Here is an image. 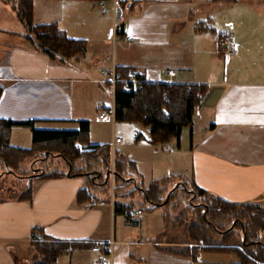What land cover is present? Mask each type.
Segmentation results:
<instances>
[{
    "label": "crops",
    "instance_id": "obj_1",
    "mask_svg": "<svg viewBox=\"0 0 264 264\" xmlns=\"http://www.w3.org/2000/svg\"><path fill=\"white\" fill-rule=\"evenodd\" d=\"M122 1L107 2V17V9L102 12L91 0H33L34 23L56 22L68 37L85 39V52L50 57L24 38L23 30L17 33L14 44L0 50V118L31 119L34 128L54 130L78 129L79 120H88L87 142L101 144L91 138L94 124L108 116L100 117V109L111 104L101 68L132 67L150 82L203 84L191 124L182 127L177 143L167 141L171 151L166 142L150 141L148 125L135 122L143 127L127 142L126 171L144 189L160 182L165 202L177 183L187 181L212 197L264 207V0H125V7ZM223 32L238 43L228 58L218 42ZM125 33L130 40H123ZM113 128L110 117L111 140ZM111 140L108 164L114 170ZM8 142L30 148L31 128L12 125ZM43 154L47 159L48 152ZM59 157L62 167L49 168L62 174L24 176L28 192L0 199V264L30 258L33 227L81 244L50 264H92L93 259L98 264L102 256L112 264L246 263L228 247L235 241L222 242V233H213L219 239L211 243L204 234L184 238V220L171 221V212L184 211V193L179 194L184 189L170 202L147 208L141 189L127 193L132 183L117 189L107 176L108 185L99 186L90 174L69 173L70 163ZM114 201L130 204L133 218L116 212ZM137 207L140 213L134 212ZM104 239L113 240L111 253L90 249Z\"/></svg>",
    "mask_w": 264,
    "mask_h": 264
},
{
    "label": "trees",
    "instance_id": "obj_2",
    "mask_svg": "<svg viewBox=\"0 0 264 264\" xmlns=\"http://www.w3.org/2000/svg\"><path fill=\"white\" fill-rule=\"evenodd\" d=\"M91 1L97 2V0ZM9 3L22 25L23 32L21 35L48 56L65 58L79 56L85 52V39L68 37L56 22L34 23L33 0H9ZM120 6H127V1L123 0ZM121 31L119 29L117 33L120 34ZM115 71L120 79H127L128 81L124 84L122 82L115 84L114 119L148 125L150 141L153 143H164L170 140L177 143L182 127L191 124L194 106L199 103L206 86L195 83L145 81L142 75L135 72L132 67L119 66L115 67ZM131 73L139 79L138 83L130 81ZM32 123L33 120L31 119L0 118V160L8 168L14 165L21 156L29 155L31 157L34 155L32 160L35 161L43 159V153L47 151L49 155H59L69 162V173L76 171L90 174L93 176V182L99 186L108 185L109 145L108 143L89 144L87 142L88 120H79L78 129L68 130L37 129ZM14 124L28 125L31 128L33 145L30 148H18L9 144L8 131ZM136 138H138L137 135ZM78 144H86V148L79 149ZM37 153H41V155L35 157ZM130 165L131 162L125 158L124 154H115L114 182L117 189L132 183V187L127 193L141 189L144 193L143 201L147 203V208L164 201L165 195H159L162 189L160 182L153 181L144 189L139 181H135L132 172L129 174L126 171ZM12 171L23 176L62 174L60 171L48 172L45 169L37 173H32L31 170L22 173L16 169H12ZM178 189H184V194L188 197L186 206L193 210L202 223L198 225L196 221L192 222L191 235L204 234V241L211 243L213 233L229 234L236 229V223H242L244 236L239 225L240 239L234 240V245L228 247L237 253L240 262L251 264L259 260L260 264H264V245L262 241L258 240L260 232L264 229V207L255 204L232 203L218 197H213L216 202L210 201L207 197H212V195L187 181L177 183L170 191L168 200L163 203L170 202L174 192ZM26 192H28V188L23 191V194ZM130 206V204L126 205L114 201V210L126 214L127 217H130ZM228 218L231 220L230 223L235 221L234 225L230 226L231 224H229L226 228L219 229L217 224L219 225L220 221H226ZM39 231L40 228L38 227H33L31 231L34 235L31 243L36 247L38 253V260L33 264H50L56 260L59 254L81 245L75 241L53 239L42 233L39 234ZM243 237L244 241H242ZM224 241L225 239L222 238V242ZM85 244L87 243L83 245Z\"/></svg>",
    "mask_w": 264,
    "mask_h": 264
},
{
    "label": "rangeland",
    "instance_id": "obj_3",
    "mask_svg": "<svg viewBox=\"0 0 264 264\" xmlns=\"http://www.w3.org/2000/svg\"><path fill=\"white\" fill-rule=\"evenodd\" d=\"M106 9H107V13L105 15L107 17H110L111 15L110 6L106 5ZM0 28H4L0 32V50H1L3 48H6L7 45L9 47L11 46L12 43L14 44V42L17 39L16 38L17 33H20L22 31V27H21V24L18 18L16 17L15 13L9 8L8 0H0ZM114 127L115 129H118L120 131V137L122 138V143L115 145V150H116L115 154L122 153L125 155V153L128 151L127 142H132L133 134L136 132V130L141 129L143 126L139 125V123L130 122L128 120L117 121L114 119ZM110 130H111L110 129V117L106 116L104 119L101 120V122L94 124V132L92 133L91 138H94V140L95 139L99 140L100 142H102L101 144H106L111 140ZM130 149L131 147L129 148V150ZM40 155L41 153L40 154L37 153L35 157L40 156ZM33 157L34 155L31 156V158L29 155H24L18 158L16 163L14 165H11V167H9L11 172L5 171L6 164L4 165V167L2 164H0V199L9 200L13 198L14 196L22 194L24 191L23 189L25 187V181H26L24 176L19 173L12 172V169H16L17 171L21 173L27 170H31L32 173L33 172L37 173V171L42 172L44 169L48 172H54V170L58 171L56 168L62 167L64 163L62 158H60L59 156H55V155H51V156L49 155L47 159L42 157L43 159H37L32 163L31 159ZM31 163H32V167H31ZM50 166L56 167V168H49ZM111 170H112V165L109 163L108 171H107V176L109 177H111L110 176ZM130 172L131 171H128L129 174ZM113 173H114V170H113ZM112 177L114 179V174ZM180 193H184V192L181 190L179 194ZM185 195L186 194H184V211L182 213H180L178 209L174 211V208H178V205H180L179 203H177L178 204L177 206L172 207V210L174 212H171L172 213L171 221L175 223L176 219L179 222L181 220H184V238H187L189 236L197 238L196 235H198V233L191 235L190 227L193 221H196L197 224L199 225L201 223V220L198 219V217H196L197 215L193 212L192 209L186 206L187 205L186 200L188 197ZM207 199L210 201H215V198L211 196L207 197ZM230 222L231 220H229L228 218V220L226 221L225 220L220 221L219 225L217 224V226L219 227V229H224L229 224H232ZM239 225L243 226L242 223L240 224L236 223V229L231 231L229 234L228 233L222 234L221 237L224 238L225 240L238 241L240 239V236H239L240 226ZM176 227L180 228L181 226H176ZM211 236L213 239H219L218 238L219 236L216 234L215 236L213 235ZM262 239H264V229H262L258 237V240L262 241V244L264 245V240ZM28 257H30L28 260L26 261L22 260L20 264H33L35 261L38 260L37 249L34 245H31ZM63 258L67 259L66 257H63ZM93 260H92V264H94Z\"/></svg>",
    "mask_w": 264,
    "mask_h": 264
},
{
    "label": "built area",
    "instance_id": "obj_4",
    "mask_svg": "<svg viewBox=\"0 0 264 264\" xmlns=\"http://www.w3.org/2000/svg\"><path fill=\"white\" fill-rule=\"evenodd\" d=\"M97 5L100 7L102 12L106 11V4L107 1L106 0H97ZM123 40H130L131 36L127 33H125L123 35ZM218 42L220 44L222 53L224 55V58H228L231 55H233L237 49H238V43L236 42V40L234 39V37L232 36V34L230 32H223L220 33V35L218 36ZM101 75H102V83H103V89L104 91L110 96L111 98V104L107 107H103L100 109L99 112V116L102 117L104 115H108L109 117L114 118V93H115V84L117 82H122L123 84L126 83V81H128L127 79H120L119 76L117 75L116 71L114 69H105V68H101L100 70ZM130 81L132 83H138L139 80L135 79V77L133 76V74H130ZM121 137H120V131L118 129L113 128V137L111 140V147L113 148L114 144H117L118 142H120ZM164 146L171 151L172 150V145L171 143H164ZM77 147H79V149H85L86 146L84 144H78ZM113 169L111 170V177L113 176ZM92 203L96 202V199L92 198L91 199ZM99 203H104V200H100L97 201ZM141 208L137 207L134 212L135 213H140L141 212ZM130 217L133 218V214L130 212ZM112 244H113V240L112 239H104V240H98L96 242H93L90 246V249L99 253H103V254H109L111 253L112 250ZM98 264H112V262L110 261V259H106V257L102 256L97 260Z\"/></svg>",
    "mask_w": 264,
    "mask_h": 264
},
{
    "label": "water",
    "instance_id": "obj_5",
    "mask_svg": "<svg viewBox=\"0 0 264 264\" xmlns=\"http://www.w3.org/2000/svg\"><path fill=\"white\" fill-rule=\"evenodd\" d=\"M119 15H120V8H117V12H116V18L118 19V17H119ZM69 166H70V164H69ZM5 171H9V172H11V170L8 168V166H6L5 165ZM241 229L243 230V226H241ZM243 236H244V231H243ZM243 240H244V237H243Z\"/></svg>",
    "mask_w": 264,
    "mask_h": 264
},
{
    "label": "flooded vegetation",
    "instance_id": "obj_6",
    "mask_svg": "<svg viewBox=\"0 0 264 264\" xmlns=\"http://www.w3.org/2000/svg\"><path fill=\"white\" fill-rule=\"evenodd\" d=\"M44 158V157H43ZM38 172V171H37ZM234 223H235V221H234ZM242 226V225H241Z\"/></svg>",
    "mask_w": 264,
    "mask_h": 264
}]
</instances>
